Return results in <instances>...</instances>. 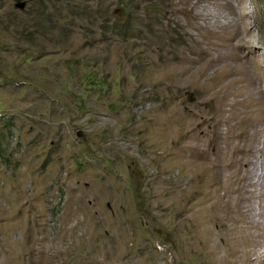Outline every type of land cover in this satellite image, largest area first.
Masks as SVG:
<instances>
[{
    "label": "rangeland",
    "instance_id": "obj_1",
    "mask_svg": "<svg viewBox=\"0 0 264 264\" xmlns=\"http://www.w3.org/2000/svg\"><path fill=\"white\" fill-rule=\"evenodd\" d=\"M15 1L0 0V264H264V120L230 105L264 94V0H61L33 40L36 6ZM227 63L250 85L237 98L218 93ZM189 144L239 162L195 173ZM234 170L229 246L203 209Z\"/></svg>",
    "mask_w": 264,
    "mask_h": 264
},
{
    "label": "bare ground",
    "instance_id": "obj_2",
    "mask_svg": "<svg viewBox=\"0 0 264 264\" xmlns=\"http://www.w3.org/2000/svg\"><path fill=\"white\" fill-rule=\"evenodd\" d=\"M225 27V26H224ZM226 56V55H225ZM222 57H224V56H222ZM225 59V58H224ZM223 59V60H224ZM227 59V58H226ZM215 61V60H214ZM212 62H213V60H212ZM215 64V63H214ZM228 64V63H227ZM212 66V65H211ZM243 67V66H242ZM241 67V69H243ZM237 69H238V67H236ZM239 70V69H238ZM244 70V69H243ZM215 72H217V76H223L226 80H227V83H225L226 85H225V87L224 88H219L220 90L218 91V93H224V94H226V92H227V89H230L229 91H228V94H234V97H239V91H241V90H243V86H240L239 87V85H240V83H242L243 82V78L242 77H238V74L235 76V75H232V67L228 64V65H226L225 67H224V71L223 70H221V69H218V71L216 70ZM240 72V71H239ZM234 74V73H233ZM239 76H241V75H239ZM247 77H248V75H247ZM220 80V79H219ZM223 80V79H222ZM252 81V80H251ZM226 82V81H225ZM259 82H260V78H259ZM216 84V83H215ZM218 84V83H217ZM217 84H216V86H217ZM248 84V83H247ZM251 84V83H250ZM252 85V84H251ZM246 86V85H245ZM254 86H256V85H254ZM223 87V86H222ZM247 87L249 88L250 87V85H247ZM256 87H258V86H256ZM248 88H244V90L246 91ZM254 88V87H253ZM258 89V88H257ZM253 90V89H252ZM247 91H249V90H247ZM239 93V94H238ZM251 93V92H250ZM260 93H264V90L263 89H261V92ZM227 94V95H228ZM245 95V94H244ZM254 95V94H253ZM259 95V94H258ZM261 95V94H260ZM243 95H240V97H242ZM248 96V95H247ZM246 96V97H247ZM233 97V98H234ZM235 99V98H234ZM239 99V98H238ZM252 99V98H251ZM247 100H248V98H247ZM245 101V102H244ZM253 101V100H252ZM257 101H259V100H257ZM257 101L255 100L254 102H256L257 103ZM243 102V107L242 108H244V109H249V110H246V111H241V113H240V115H239V117H238V119L240 118V124H242V126H247V125H251L252 123H254L255 124V122H258V121H262V120H264V94H263V96H260V106H258V103L255 105L256 106V108H258V109H254L255 107L253 106H251V102H248V101H246V100H242V101H240V100H234L233 101V103H231L230 105L231 106H233L234 108L237 106V104L238 105H240V103H242ZM246 103V104H245ZM253 104H255V103H253ZM252 104V105H253ZM230 107V106H229ZM232 108V107H231ZM230 108V109H231ZM243 109V110H244ZM239 110V109H238ZM241 110V109H240ZM240 112V111H239ZM239 123V122H238ZM242 126H240V127H242ZM195 129V128H194ZM241 129V128H240ZM243 129V128H242ZM241 129V130H242ZM198 131V130H197ZM203 133H205L206 135L205 136H207V132H206V130H201ZM239 131V130H238ZM193 132V131H192ZM197 136V135H196ZM197 139V138H196ZM204 141V140H203ZM206 142V141H205ZM196 143V142H195ZM190 145V144H189ZM183 148V147H182ZM189 149H194V151L196 152V154H195V157H196V159L195 160H198V162H199V160L201 161V163L199 164V166L198 165H195V164H193V163H196L197 161H195V162H191L190 163V166H191V168L193 169V171H195V173L196 172H198V173H210L211 171H215V170H217L219 167H220V165H221V167L224 169V170H229L230 168H232V165H233V163H235V162H239V159H233L234 161H228V159L225 161V160H223V161H225V162H223V163H219L216 159H213L212 157H211V155L209 154V153H206V151H203L202 150V148L199 146V145H196V146H194V145H190L189 147H188ZM233 148V147H232ZM249 149V148H248ZM242 151H244V153H246V156L247 155H249L248 154V150L247 149H245V148H243V149H241V148H237L236 150H234V153H236V156H238V155H240V154H243V152ZM180 154V153H179ZM244 155V154H243ZM242 157V156H241ZM219 158V157H218ZM234 158H235V156H234ZM238 158V157H237ZM194 159V158H193ZM232 159V158H231ZM219 160V159H218ZM241 160V159H240ZM243 161L241 162L240 161V164H241V166H243V168H244V166L246 165V164H248L247 163V160L245 161L244 159H242ZM249 161V160H248ZM234 167V166H233ZM217 168V169H216ZM243 168H241V170L243 169ZM191 169V170H192ZM233 169V168H232ZM244 170V169H243ZM242 170V171H243ZM240 171V170H239ZM240 174H244L243 172H239V173H237V171L236 170H234V171H232V173H231V175H230V177H229V180H225L224 179V181L223 182H221V184H219V180H221V179H217L216 181H215V187H216V191H214V192H208L209 194H208V198L209 199H211V200H209L210 202H207L206 201V207H205V209H203V213H207V219H208V221H211V222H215L216 221V223H219V224H221V226L223 225L226 229H224V236H222L223 238H224V243L226 244V245H229V239H230V236H232V228L230 227V226H228V227H226V223L225 222H227V221H231V222H233V216H232V214H233V212L235 211V206H233L232 204H230V200H229V202H228V199H227V202H225L224 204H223V202H222V200H224V197L223 196H221L220 195V190L222 191H227V196H228V198L229 199H231V195L232 194H234V193H237V191H239V189H240V187L238 186H236V184L239 182V183H241V180H242V178H240V177H237V176H239ZM206 175V174H205ZM220 175V174H219ZM218 176V175H217ZM217 176H216V178H217ZM218 177H220V176H218ZM247 177V176H246ZM249 177V176H248ZM208 178V177H207ZM228 178V177H227ZM214 179V178H213ZM243 179H245L246 180V178H243ZM243 182V181H242ZM213 184V183H212ZM211 185V184H210ZM242 190V189H241ZM205 191V190H204ZM223 193V192H222ZM240 193V192H239ZM262 193V192H261ZM225 195V194H224ZM233 199H234V197H233ZM232 199V200H233ZM234 201V200H233ZM236 202V201H235ZM225 208V212H223V211H220V210H223L222 208V206ZM220 212H222V213H220ZM262 212V211H261ZM261 212H260V214H261ZM262 215V214H261ZM230 234V235H229ZM236 239V238H235ZM231 243L232 242H234V241H230ZM235 243V242H234ZM230 246V245H229ZM217 251V250H216ZM235 251H233V253H234ZM221 253V252H220ZM218 254V253H217ZM219 256V255H218ZM261 257V256H260ZM218 259V258H217ZM260 261L261 262H264V260H262V258H260Z\"/></svg>",
    "mask_w": 264,
    "mask_h": 264
},
{
    "label": "trees",
    "instance_id": "obj_3",
    "mask_svg": "<svg viewBox=\"0 0 264 264\" xmlns=\"http://www.w3.org/2000/svg\"><path fill=\"white\" fill-rule=\"evenodd\" d=\"M27 2L32 3L36 6L35 9L29 10L27 12L28 23H25L24 25L20 26V33L26 35L28 40H33L36 38V36H44L42 35L43 33L54 28L51 16V14L53 13H50V9H54V12L58 11L56 13V16L59 19H64V17H61L58 14L62 13L59 12V10H57L55 7V4L61 2V0H27ZM115 11H117V13L121 15L120 22L119 20H116L115 24H113L112 26L115 29L116 35H123L128 30L127 23L129 21V17L127 16L129 15L130 9L128 7V4L121 2L116 4ZM87 79L90 84H96V80L93 73H89Z\"/></svg>",
    "mask_w": 264,
    "mask_h": 264
},
{
    "label": "water",
    "instance_id": "obj_4",
    "mask_svg": "<svg viewBox=\"0 0 264 264\" xmlns=\"http://www.w3.org/2000/svg\"><path fill=\"white\" fill-rule=\"evenodd\" d=\"M14 6L20 10L24 9L26 6V1L24 0H16ZM80 135V133H78Z\"/></svg>",
    "mask_w": 264,
    "mask_h": 264
}]
</instances>
